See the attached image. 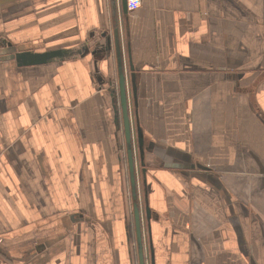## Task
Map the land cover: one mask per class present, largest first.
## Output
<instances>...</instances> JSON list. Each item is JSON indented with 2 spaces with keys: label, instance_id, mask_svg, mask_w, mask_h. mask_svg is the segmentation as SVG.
I'll return each mask as SVG.
<instances>
[{
  "label": "crops",
  "instance_id": "crops-1",
  "mask_svg": "<svg viewBox=\"0 0 264 264\" xmlns=\"http://www.w3.org/2000/svg\"><path fill=\"white\" fill-rule=\"evenodd\" d=\"M114 29L143 263L264 264V0H0V264H140Z\"/></svg>",
  "mask_w": 264,
  "mask_h": 264
},
{
  "label": "water",
  "instance_id": "water-1",
  "mask_svg": "<svg viewBox=\"0 0 264 264\" xmlns=\"http://www.w3.org/2000/svg\"><path fill=\"white\" fill-rule=\"evenodd\" d=\"M114 6L120 9L121 13L127 12V0H113ZM117 4V5H116ZM114 46L116 51L117 59V87L110 88V94L114 97L115 94L118 96L119 108L122 116V126L123 133L125 138V143L127 147V160H128V169L130 174V183L133 194L134 206L133 214L135 219L136 233H137V245L139 247V257L140 264L143 263V252H142V240H141V229L140 225L142 224L143 219L149 221L151 218V213L148 208H145L144 211L139 207L138 202L136 201L135 193V180L137 175V168L140 166L141 176L144 175L145 164H144V152L142 149L143 139L140 129L135 128L131 120L130 112V99L135 97V88L133 87L134 74L132 72V65H129L126 70L123 65V61L120 55V47L118 43V29H114ZM111 49V44L106 43L103 47L100 48L102 56H106ZM67 53H64L60 50L46 51L44 53H31L29 51L18 52L15 54V60L18 64H40L45 63L49 60L55 58H63ZM132 86V88H131Z\"/></svg>",
  "mask_w": 264,
  "mask_h": 264
},
{
  "label": "bare ground",
  "instance_id": "bare-ground-1",
  "mask_svg": "<svg viewBox=\"0 0 264 264\" xmlns=\"http://www.w3.org/2000/svg\"><path fill=\"white\" fill-rule=\"evenodd\" d=\"M137 3V0H127V5L133 6Z\"/></svg>",
  "mask_w": 264,
  "mask_h": 264
}]
</instances>
